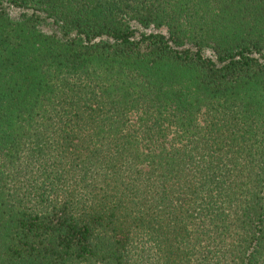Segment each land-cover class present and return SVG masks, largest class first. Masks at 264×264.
<instances>
[{"label":"trees","instance_id":"trees-1","mask_svg":"<svg viewBox=\"0 0 264 264\" xmlns=\"http://www.w3.org/2000/svg\"><path fill=\"white\" fill-rule=\"evenodd\" d=\"M0 264H264V0H0Z\"/></svg>","mask_w":264,"mask_h":264},{"label":"rangeland","instance_id":"rangeland-1","mask_svg":"<svg viewBox=\"0 0 264 264\" xmlns=\"http://www.w3.org/2000/svg\"><path fill=\"white\" fill-rule=\"evenodd\" d=\"M8 12H9V14L11 15V16H16L17 15V13H18V9H16V8H12V7H8ZM42 28H44V29H48V28H46L45 26H43Z\"/></svg>","mask_w":264,"mask_h":264}]
</instances>
